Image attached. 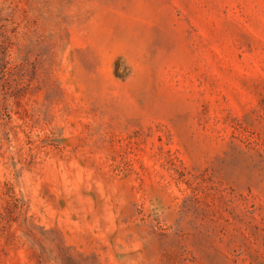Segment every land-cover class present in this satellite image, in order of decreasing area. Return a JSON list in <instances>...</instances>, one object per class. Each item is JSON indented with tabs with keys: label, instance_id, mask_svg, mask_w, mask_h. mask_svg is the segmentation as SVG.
I'll return each mask as SVG.
<instances>
[{
	"label": "rangeland",
	"instance_id": "374dc122",
	"mask_svg": "<svg viewBox=\"0 0 264 264\" xmlns=\"http://www.w3.org/2000/svg\"><path fill=\"white\" fill-rule=\"evenodd\" d=\"M0 264H264V0H0Z\"/></svg>",
	"mask_w": 264,
	"mask_h": 264
}]
</instances>
